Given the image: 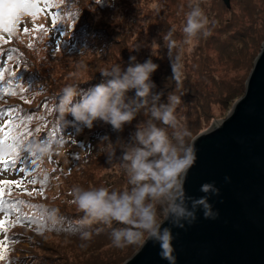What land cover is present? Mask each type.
Instances as JSON below:
<instances>
[{
	"label": "rangeland",
	"instance_id": "obj_1",
	"mask_svg": "<svg viewBox=\"0 0 264 264\" xmlns=\"http://www.w3.org/2000/svg\"><path fill=\"white\" fill-rule=\"evenodd\" d=\"M3 1L0 0V3ZM199 2L209 19L211 35L200 36L191 43L184 42L182 31L190 0H29V3H35V8H3L2 15L11 21L7 26L11 30L9 33L17 43L12 49L16 50L18 45L29 48L38 43L41 55L29 68L34 73L26 70L19 76V68L25 62L24 50L3 52L9 57L4 60V68L0 71L1 99L4 100L7 95L18 102H29L25 104L26 107L37 106L43 95L37 89L38 75L44 74L47 68L60 69L70 65V68L86 69L91 74L110 68V65L98 61V58L100 55V58L113 55L117 59L116 47L122 46V43L128 47L127 54L122 51L126 60L135 56L140 63L147 60V53L157 61L162 48L171 44L173 46L169 47V54L165 52L168 61L155 72L154 91L161 94L165 92L162 97L175 92L181 98L179 92L167 87L172 77H177L179 86L185 87L190 76L189 84L192 86L186 91L188 97H183L178 106L177 115L191 134H199L215 121L223 119L231 105L243 94L245 79L264 39V0H230L228 8L222 0ZM21 4L24 5L22 1ZM170 31L172 35L168 37ZM14 32L16 36L12 35ZM94 32L98 34L93 36ZM212 39H220L221 43L231 45V48L224 52ZM208 42L211 43L208 45ZM134 47L137 50H132ZM5 48L6 45L0 42V49ZM236 49L238 51L235 53ZM119 53L121 57L120 49ZM206 56L209 57L208 63H204ZM231 59H235L234 62L226 63ZM171 65H174V69ZM59 69L56 75H59ZM169 71L172 76L167 75ZM29 77L32 81L28 85ZM43 77L48 79L45 75ZM78 77L80 74L77 73L62 78V81L72 84L76 81L71 80ZM87 79L83 77L81 81ZM236 88L237 96L231 93ZM224 95H234L225 102L226 106L221 105ZM2 114L7 119L8 116ZM142 121L144 117L137 116L131 124L125 125L128 128L122 132H115L104 123L94 124L92 129L76 125L73 131L62 132L63 141H68L69 149L80 156V160L74 162H70L65 153L56 150L64 148L58 143L51 146V151L44 157L32 151L35 144L32 141L40 136L43 138L42 128L36 130L38 119L35 117L25 121L17 130H8V136L16 139L13 142L4 141V144L0 142V157L4 156V150L7 159L20 156L23 164L9 167L0 177V182H10L7 186L0 183L3 189L0 193V222L4 223L6 229L0 238V257H3L0 264H15L23 258L29 259L30 264H122L132 255L138 246L134 249H120L110 244L112 228L122 225L113 223L112 228H109L94 224L89 229H82L79 225L78 230L72 233L68 224H62L60 220L53 225L48 218L50 213L56 212L59 217L62 215L70 219L68 221L76 223L80 219L82 213L72 203L71 191L74 187H107L110 190L130 187L126 175L122 176V180L118 178L122 170L119 167L118 150ZM67 122L72 121H66L65 128L68 130L72 124ZM104 137L116 147L115 156L111 160L108 159ZM90 145L93 148L90 162H85L84 148ZM38 191H42L43 196ZM31 213L40 217L42 232L45 233L39 243L23 237L29 234V227L35 223L34 219L27 218ZM13 217L19 219V222L7 228L8 220ZM16 225L23 226V231L20 227L15 228ZM49 226L55 229H49ZM98 228H102L101 234H97ZM84 230L92 233L91 239L81 238ZM11 237L21 243L11 245Z\"/></svg>",
	"mask_w": 264,
	"mask_h": 264
},
{
	"label": "clouds",
	"instance_id": "obj_2",
	"mask_svg": "<svg viewBox=\"0 0 264 264\" xmlns=\"http://www.w3.org/2000/svg\"><path fill=\"white\" fill-rule=\"evenodd\" d=\"M188 7L182 30L184 42L210 36V22L199 0H190ZM171 35L170 31L168 37ZM171 67L174 69V65ZM157 69L158 65L150 58L140 63L135 56H130L127 67L113 64L103 69L100 72L103 82L87 90L80 89L79 84L64 86L55 110L64 126L65 118L70 115L72 122L67 123L92 129L99 121L110 125L115 132H122L141 110L146 112L149 118L136 125L118 158L130 187L110 190L107 187L86 189L77 186L71 191L72 203L82 213L77 222L82 229H89L94 224L109 228L113 223L122 225L111 230L114 247H142L152 240L160 245L162 258L174 264L172 231L163 227L164 222L178 228L191 225L198 209L205 219H216L218 213L212 210L208 200L209 194L219 195V189L214 183H205L199 189L205 195L199 198L187 196L184 185L189 170L196 163L197 150L194 142H190L191 132L181 124L177 115L181 98L169 94L167 102L160 103L161 93L154 91L156 85L151 77ZM129 92H134V96L129 97ZM103 139L107 141L108 138ZM106 148L111 160L116 147L107 143ZM32 151L44 157L51 151V146L36 143ZM48 219L53 225L60 222L56 212L50 213ZM101 230L96 229L97 234ZM91 236L90 231L81 232L84 240L91 239Z\"/></svg>",
	"mask_w": 264,
	"mask_h": 264
},
{
	"label": "water",
	"instance_id": "obj_3",
	"mask_svg": "<svg viewBox=\"0 0 264 264\" xmlns=\"http://www.w3.org/2000/svg\"><path fill=\"white\" fill-rule=\"evenodd\" d=\"M230 0H222L228 8ZM195 165L185 181L187 196L199 198L201 185L214 183L219 195L208 202L218 213L172 231L174 264H264V39L244 82L243 94L228 114L194 136ZM227 178V179H226ZM190 206V205H189ZM122 264H170L152 240Z\"/></svg>",
	"mask_w": 264,
	"mask_h": 264
},
{
	"label": "trees",
	"instance_id": "obj_4",
	"mask_svg": "<svg viewBox=\"0 0 264 264\" xmlns=\"http://www.w3.org/2000/svg\"><path fill=\"white\" fill-rule=\"evenodd\" d=\"M91 8H92V5H91ZM214 14L215 13H213V16H214ZM0 21L2 23V25H0V42L3 44V46L6 45V48L0 49V52L6 53L9 51L12 53H16L17 49L24 50L25 62L23 63V67L19 68L18 75L22 76L26 70H28L29 73H34V71H32L29 68H31L33 66L34 60L39 58V56L41 55V52L38 49H36L34 45H31L29 48H25L23 45H18V48L16 50H13L12 46L17 45V43L15 41V38L13 36H11V34L9 33V32H11L10 28L7 27L8 25L11 24L10 20L0 17ZM96 31H100V30H96ZM92 34H93V36H96V34H98V33L94 32ZM12 35L16 36L15 32ZM212 41L214 44H218L219 47L224 52H226L227 49L231 48V45H227L224 42L221 43L220 39H216V40L212 39ZM210 43L211 42H208V45ZM123 44L124 43H122V46L116 47V50L118 52V56H116L117 59H115L113 57V55H104L103 58L102 57L100 58V56H102V55H100L98 58V61L105 62L106 65H110V66H112L113 64H121L122 67H127L129 60L128 59L126 60L123 53H126V50L128 49V47L127 48L124 47ZM135 44L140 45L141 43H135ZM109 45H111V44H109ZM170 46H173V45L168 44L164 48L161 47L163 50H161L159 55L157 53V55L159 57V59L157 61L152 59L153 62L158 65V69H157L156 73L160 70L162 64H165L168 61L169 57L165 56V52L169 54L168 50H169ZM119 49L121 50V57L122 58L120 57ZM122 51H123V53H122ZM234 51L236 53L238 50L236 49ZM1 55H2L3 59L8 60L7 58L9 57V55H5L4 53ZM145 57L147 59L150 58L148 53L145 55ZM234 60L235 59H231V61L227 60L226 63L234 62ZM208 61H209V57L206 56L204 63H208ZM137 62H140V61H137ZM237 62H235V63L237 65H239L240 63H237ZM0 65H2V68H4V63L0 62ZM2 68H0V71L2 70ZM58 69H59V67H53L50 70H48V68H47L46 69L47 71L44 74L38 75L39 77H38V82H37V86H38L37 89L41 90L43 95L41 96V100L39 101L37 106L31 105V106L26 107L25 104H27L29 102H26V101L18 102V101L12 100L7 95H5L6 96V97H4L5 99L2 100L1 99V93L2 92H0V120L6 119V118L2 117L3 116L2 113L6 114L8 116L7 120H5L6 121L5 124H3L2 121H0V142H2V144H4V141L13 142L16 139V137H9L8 136V130L9 131L10 130H17L18 128H20L21 125H23L25 123V121L29 120L31 117H35L38 119V122L35 124V126L37 127L36 130H38L39 128H42V130H43V133L41 134V135H43V138L40 136V137L34 139L32 141V144L33 143H35V144L40 143L42 145H50V146L57 144V142H58V144H62V141H63L62 132L65 133V132H70V131L74 130V127L76 126L74 124H72L71 127L68 128V130H67V128H65V126H63V124L59 120L58 115H57L56 110H55V104H56L57 99L59 97L60 90L64 86L68 85L67 83H69L66 80L62 81V78L72 76L73 74L77 75V73L80 74V77H78L76 79H72L71 82L75 80L76 82L72 83V84H79V88L83 89V90H87L88 88L103 82V80H102V77L100 75V71L93 72V73H97V74H93V73L88 74L89 71L87 72L86 69L80 70L78 67H76L74 69L73 67L70 68V65H69L67 67L60 68L59 69V75H56L55 72ZM91 71H94V70H91ZM81 72H84L85 75H83L84 73H81ZM170 74H171V71H169V74H167V75L172 76ZM43 75L48 77V79H45L43 77ZM83 77H87L88 79L86 81H81ZM188 78H189V80L187 81V86L182 87V86H179L180 83L178 81V78L172 77L170 80V83L167 87L170 90H176L177 92H179V94L181 96V101H182L183 97H188V94L186 91H188L189 87L191 88V86H192V84H189V82L191 83V77L188 76ZM69 79H71V78H69ZM151 79L153 81H156L155 73H153ZM31 81H32V78L29 77L28 85L31 83ZM225 87H227V86L225 85ZM236 90H237V88L235 90H233V92H231V93H234L235 96H237L235 93ZM164 93L165 92H163L161 94V97ZM185 93L187 94L186 96L183 95ZM170 94L176 95L175 92L170 93ZM128 95H129V97H132V96H134V93L129 92ZM221 95H223V94H221ZM221 95H219V97ZM234 95H224L225 99L221 103V105L226 106L225 104H227V103H225V102ZM190 97H191V95L189 94V99H190ZM235 99H236V97H235ZM166 101H167V96H163L162 98H160V103H164ZM1 114H2V116H1ZM140 115H142L144 117V120H147L149 118L144 110H141V113H139L137 116H140ZM70 120L72 121V117L70 115H68L65 118V121H70ZM94 124L102 125L103 122L97 121ZM99 128H102V127H99ZM124 128L127 129L128 126H124ZM196 134H198V133L195 132L194 134L191 135L190 141L194 136H196ZM25 135H27V134L25 133ZM128 142H129V138L126 137L125 144H127ZM105 143H108V140L105 141ZM69 148H70V143L65 148L66 155L70 158V162H74L75 160H80L79 154L76 153V151H73ZM123 148H124V146H122L118 150L120 156H121V151ZM2 149H4V148H2ZM92 149H93L92 145L86 146L84 148V158H85L84 161L85 162H90V157H91L90 155H91ZM3 153H4V157H7V153L4 150H3ZM17 160L19 162V165L23 164V161H22L20 156H19V158H17ZM82 164L83 163H80V165H82ZM113 174L117 175L115 172ZM124 175H126V174H125L124 170L122 169V170H120V174L118 175V178L120 180H122V176H124ZM42 195H43V193H41V196ZM31 216L34 218L35 223L29 227V234L23 235V237H26V238L29 237V238H31L32 242L36 241L39 243L40 238L45 236L44 235L45 233L42 232V227L40 225L41 219L38 215H36L34 213H31ZM67 219H68L67 217H64L62 215L60 216V220H61L62 224H64V223L68 224V226H70V230L72 231V233H75L78 230L79 224L75 225L73 223V221H68ZM9 226L10 225L6 224L7 228ZM17 227H20L21 228L20 230L23 231V226L16 225L15 228H17ZM49 229H55V227L49 226ZM100 229H102V228H100ZM0 230H2V229H0ZM61 233H63V232H61ZM101 233H102V230L100 231V234ZM23 234H26V233L23 232ZM61 236H63V235H54V237H61ZM17 238L20 240L19 236ZM9 243L12 245V244H18L21 242L18 241L15 237H11ZM110 244H112V242H110ZM112 246H113V244H112ZM128 247L132 248V249L137 248L136 245L127 246V248ZM18 261L20 262V264H30V260L26 259V258L19 259ZM18 261H16L15 264H19ZM99 264H105V263H99Z\"/></svg>",
	"mask_w": 264,
	"mask_h": 264
},
{
	"label": "snow or ice",
	"instance_id": "obj_5",
	"mask_svg": "<svg viewBox=\"0 0 264 264\" xmlns=\"http://www.w3.org/2000/svg\"><path fill=\"white\" fill-rule=\"evenodd\" d=\"M22 2L24 3L25 8H35L36 7L35 3H29V0H22ZM14 7H16L15 4L11 5L10 10H11V8H14ZM37 11H39V10H37ZM0 68H2V65H0ZM0 183H2L4 186H7L10 182L3 181ZM2 191H3V189L0 188V193H2ZM17 222H19V219L17 220ZM0 226H2V223H0ZM2 258L3 257H0V259H2Z\"/></svg>",
	"mask_w": 264,
	"mask_h": 264
}]
</instances>
